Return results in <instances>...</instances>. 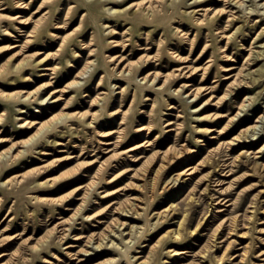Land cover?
<instances>
[{"label":"rangeland","instance_id":"rangeland-1","mask_svg":"<svg viewBox=\"0 0 264 264\" xmlns=\"http://www.w3.org/2000/svg\"><path fill=\"white\" fill-rule=\"evenodd\" d=\"M15 1L5 0L4 6L6 9L0 10V14L6 16L20 11L24 15H31L33 19H36L44 11H49L42 24L41 32L30 43L29 47L25 48L24 55L42 58L48 54L52 63H59V68L52 75L53 78L51 80L49 79L50 77L38 78L35 70L28 72L30 81H21L17 75H13L12 78L15 80L10 83L6 77H0V90L4 94L16 91L21 92L19 95H11L8 98L0 96V140H6L0 143V238H4V244L0 248V252L7 254L0 259V263L8 259L6 264H76L77 261L73 258L84 257L91 258L89 262L84 264H95L113 257V254L100 256L98 254L100 249L95 248L96 242L93 240L88 243L86 236H89L92 232L106 233L108 236L105 241L107 242L110 239L119 247L123 246V244H120L121 239L129 238L126 235L128 230H124L125 233L123 227L118 228L110 225L105 227L111 218L117 217L112 208L106 206L111 201L124 200L131 194V191L124 190V188L113 195V197L107 199L101 198L99 194H93L91 198L93 200L87 205L86 214L102 212L103 215L100 217V221L103 223L99 224L82 216L76 220L75 228L69 232L70 236L66 240L63 239L62 233L64 229L62 227L59 228L60 230L58 229L60 232H51L54 224L61 221V218H68L71 211H64L61 204L55 205L49 201H38L35 196L64 198L71 193L76 194L77 192L73 193L75 187L83 185L85 180H73L63 176V172L77 163L85 165L89 163L93 159L90 156L93 153L89 150L94 149L93 146L97 145L95 143L97 138L93 137L91 129L83 127L81 118L64 116L56 117L49 123L51 126H55L56 130L62 131V134L59 135L56 131V133L52 132L53 134L48 135L50 137L49 140L54 139L57 143L46 142L48 136H45L44 133L28 141V137L35 130L23 127L19 119L26 117L28 114L32 115L28 119L45 120L60 111L69 114L76 111H85L88 109V105L84 104L83 100L89 98H83V95L85 93L92 98L95 97L97 91L93 88L99 79H101L99 91L108 93L104 101L106 110L111 107V110H114L119 107V104H122L120 109L126 110L131 98L127 99L126 94L120 97L117 93L120 89H117V87L127 88L129 84L125 81H117L112 75L114 71L120 70L126 62H130L131 75L136 74L137 81L149 72L158 73L160 76L169 74L168 86L172 87L169 92L180 84L189 82L194 84L195 87L216 86L217 90L212 92L216 98L223 95L225 89L229 88L227 87L228 83L233 79L222 80V77L237 73L244 63L243 69L245 71L242 76L238 75V80L245 78L243 79L242 89L234 88L233 93L227 99L218 103L222 106L221 112L229 114L228 117H231L235 115L238 104L244 99L247 100V106L241 112V117L235 118V121L230 124H228L227 118H224L217 124L209 123L206 126L213 127L217 131L220 130L221 136L214 132L213 135L218 136V139L213 141L208 140V135L206 138L202 137L203 140L206 139L204 141L206 146L201 147L199 154L192 156V161H189L190 166L195 167V172L180 176V182L178 181L175 185L172 182L170 188L157 197L155 209L165 210V208H168L171 211L170 220L153 231L146 232L142 239L144 243L141 246L153 244L166 231L174 232L176 228H179L180 224V234L183 240L177 242L179 247L175 248L171 245V242L174 241L172 239L174 234L172 233L162 240V248L169 246L168 248L171 247V249H185L187 253L176 258L167 255L166 249L164 254L160 256L161 262H165V264H208L209 261L206 260H214L220 256L229 240H232L233 243L226 252L228 255L217 264H264V166L259 165V163H264V157L254 159L252 158L253 154L241 155V148L230 151L228 144L239 133L240 129L254 123L256 117L264 114V55L257 59L255 65L244 62L250 47L255 51L262 50V53H264V36L254 39L256 32L264 26V21L256 23L252 27V23L256 19H264V15L251 14L248 17L245 15L246 17L231 23L225 29H221L225 25V18H222L218 22L220 29L216 30L213 26L196 25L193 22V17L188 12L203 7L221 8L224 2L217 0H205V3L194 6L189 5L193 0H180L174 5H168L167 0H157V12L130 20L119 19L115 15L108 16L102 9V1L104 0H23L27 4V9L22 10L15 7ZM247 2L248 4L245 5ZM263 2L262 0L260 3ZM243 4L246 12L253 8L256 9L252 0H244ZM68 6H72V8L67 11ZM259 9L264 12V6ZM84 13L85 15L82 17L81 15ZM201 14L202 11H199V14H196L195 17L201 18ZM5 16H0V22L8 25L11 22ZM102 24L111 27L104 29ZM216 26L214 25V27ZM237 26H241V28L235 32ZM25 28L30 30L32 24L27 25ZM111 28L114 30L113 34L109 32ZM1 30L0 65L9 67L10 56L17 49L8 48L10 44L15 43L13 40L16 39L13 36H17V34L14 30H11L10 34L6 35ZM233 32L234 35L230 45L221 53L219 46H224L225 40L218 35L225 37ZM16 38L17 40L22 39L21 37ZM63 38L68 39L67 44L65 48L60 49L59 45ZM90 38L92 43H89L91 41ZM111 40L117 41L118 45L112 46L110 44ZM252 41L253 43L250 45ZM82 43L86 46L85 48L82 47ZM204 45H207L208 48L201 57H198ZM89 47L95 49L92 57L95 60L94 65H92L86 78L81 80V86L71 87L68 89V93H65V85L74 79L75 74L81 68ZM169 51H178L183 56H187L191 60L190 63L188 62L189 65L195 67L204 66L205 62L211 58L212 66L208 68L203 77H201V73L192 75L189 79L172 77V74L177 73L174 69L181 64L173 61ZM36 52H41V54L35 56ZM145 54L150 56V58L153 56V59L146 61ZM109 56L114 58L110 61ZM118 56H121L122 59L117 65L115 58ZM225 56L229 57V59L231 58V60H227ZM121 62L123 63L121 64ZM144 64L147 67H143ZM259 67H261V71L254 73L256 80L253 82L251 74ZM227 68L231 69L224 71ZM201 78H204L202 79L204 81L200 82ZM215 79L217 81L212 83ZM49 80L51 81V86L44 88V85L50 82ZM157 82L158 80L155 84ZM54 89L60 90L55 95H61L64 100L70 98L71 95L73 96L69 101V107L61 109L65 103L64 101L56 104L57 106L55 107L50 105L52 101H49L50 97L47 98V94ZM129 91L135 92V85H130ZM28 92L31 93V96L25 99L26 95L24 94ZM139 93L140 91H138V96L140 95ZM146 94L149 99L155 97L154 94ZM209 95L203 96L202 101L189 98L186 94L181 96L182 99L180 101L177 97H174L169 102L176 110H166L163 109V106H165L163 100L167 96L158 94V103L155 107L158 114L157 117L161 116L175 123H182L183 121L182 127L185 131L182 140L178 142L176 147L182 143L189 150L197 147L192 137H198V135L192 131L191 126H197L198 124L190 118H195L193 113L203 107V101ZM37 97L38 99H36ZM39 97L46 98V101L41 103L43 99ZM18 99L20 100L18 101ZM126 99L128 101L125 103L124 100ZM113 100H116V102H113ZM208 102L210 103V101ZM150 104L151 101H142L128 115V136L134 134L132 132L133 127L145 125L148 122L147 117H139L140 115L137 113L138 109L149 111L151 108ZM186 105L193 107L198 105L199 109L196 107V110H194L195 108L189 107L186 109V113L183 114L181 111ZM20 109H23L25 114H20ZM216 111L219 110L209 107V110L205 111V113H214ZM159 112L162 114L170 112L172 116H162L159 115ZM36 115L40 116L35 117ZM179 115L183 117L177 118L176 116ZM240 118H242L241 121H239ZM106 122L109 123L110 119L107 118ZM114 127H117V124H114ZM255 133L256 137L264 134V118L262 122L257 124ZM170 136H173V138H166V134L163 133L157 120L156 130L149 139L152 142L154 141L155 146L156 143H159L160 146L154 148L150 146L142 147L134 152L135 156L133 159L127 157L125 163L120 167L114 170L105 168L102 174L107 179L112 178L116 174L118 177L115 183L105 186L103 190L111 191L125 187L129 182H136L137 176L134 174L131 177L132 174L134 172L140 173L145 168L147 162L143 163V160L150 156L153 151H163L168 145L173 144L175 133H170ZM40 142L41 144L43 143V146L37 147ZM58 142L62 145H57ZM219 143L221 144L217 152L208 155L207 151L216 147ZM129 145H125L123 148ZM262 145H264V137L253 148L245 149L255 152ZM40 149L47 155L39 153ZM18 151L20 152L16 158L11 157L12 152ZM95 154L99 157L103 156L102 159H104L111 153L103 154L98 151ZM139 156H143V158L134 161V158ZM226 158H228L226 163L231 162V165L234 166L242 163L245 166L239 170L233 167L236 171L231 176H221L219 174L226 173L229 168L225 172H221L217 164L220 159ZM113 160L117 161L118 158L109 159V161ZM38 167H41L40 170L37 169ZM178 172L175 169L173 174ZM20 174H26L25 178L21 179ZM246 174H251V177L244 181L243 178ZM55 176H57V180L37 187L36 179L43 182ZM7 180L9 181L6 182ZM217 181L221 184H218ZM74 197L76 198L77 196ZM75 198L71 199L72 204L68 203L70 208H74L79 204L78 200H74ZM218 198L224 199V201L229 200V202L222 204L224 202L222 201L216 204ZM94 201L99 204L95 205ZM218 209L223 211L218 212ZM251 212H254V215L249 219V215L253 214ZM235 215L237 217L234 223L238 225L236 230L228 235L226 226H221L216 233V244L212 245L213 242L210 240L214 227L224 218H231ZM133 223L137 226L142 224V222ZM106 230L108 232L112 230V232L108 234ZM119 231L124 233L120 235ZM243 232H246V234L243 237H238ZM73 235L80 236V239L73 240ZM36 241L38 247L36 250L31 251L29 247L34 245ZM70 244L74 247L66 249ZM245 245L248 253L246 254V259L240 261L241 248L245 247ZM84 250L90 253H85ZM136 251H143V253H134V255L146 254L148 247H138ZM201 256H204V258Z\"/></svg>","mask_w":264,"mask_h":264},{"label":"bare ground","instance_id":"bare-ground-1","mask_svg":"<svg viewBox=\"0 0 264 264\" xmlns=\"http://www.w3.org/2000/svg\"><path fill=\"white\" fill-rule=\"evenodd\" d=\"M87 1V0H84ZM168 5H174L178 3L180 0H167ZM224 2L223 6L221 8H210V7H203L197 10H191L188 12L193 17V22L196 25H205V26H213L214 29L218 30L220 29L218 27V22L222 20V18H225L224 23L225 25L222 26L221 29H225L228 25H230L233 22L240 21L242 17H248L249 15H264V12H261L259 8H262L264 6V2L260 3L262 0H252L254 7L256 9H251L250 11L246 12V10L243 8V6L247 5L248 2L244 5V0H217ZM264 1V0H263ZM102 9L104 12L108 15H115L119 19H136V18H142L148 15L149 13H155L158 11V7L156 6L157 0H104L102 1ZM205 3V0H193L189 5H197ZM5 0H0V10L6 9L4 6ZM15 4L18 9H27V4L23 0H16ZM109 6V7H108ZM253 6V5H252ZM72 6H68L67 11L70 10ZM247 8V7H246ZM249 8V7H248ZM236 9V10H234ZM37 11V10H36ZM34 11V12H36ZM199 11H202L201 18L195 17L196 14H199ZM33 12V13H34ZM48 10L44 11L40 17L33 19L31 15H24L22 12L18 11L15 12L12 15H3L0 14V16H5L8 21L11 23L7 24H1L0 22V29H2V33L4 34H10L11 30H14V32L17 34L15 37L16 40L14 44H10L8 49H17L14 51V53L10 56V60L8 62V66L6 65H0V77H6L10 83H12L15 79H13V75H17V77L21 81H30L29 77V71L35 70L37 77H50L51 80L53 78L52 75L55 74L56 70L59 68V63H52L49 59V55L46 54L42 58L32 57L28 55H24L25 48L29 47L30 43H32L36 36L41 32L42 24L44 20L46 19V16L48 15ZM85 15L82 14L83 17ZM150 15V14H149ZM246 15V16H245ZM264 21V19L259 18L256 19L255 22L252 23V27L256 25V23H261ZM244 23V21H242ZM32 24V28L30 30H27L25 27L27 25ZM214 25H217L214 27ZM111 26H108L106 24H102V28L108 29ZM241 26H237L235 29V32H237ZM177 31V29H176ZM111 34L114 33V30L111 28L109 31ZM220 32V31H218ZM217 32V33H218ZM181 35H183L181 33ZM234 35V32L223 37L222 35H218L219 37L223 38L225 40L224 46H219V49H221V53L226 49L227 46L230 45V41ZM264 36V26L260 28L258 32L255 34V38H260ZM16 37H21V40H17ZM23 40V41H22ZM67 38H63L61 40V43L59 45L60 49H63L66 47L67 44ZM90 42L92 43V39L90 38ZM253 41L250 45H252ZM110 44L112 46H117V41H110ZM82 47L85 48L86 46L84 43H82ZM183 48V47H182ZM207 45H204L203 50L199 54L198 57H201L203 53H205L207 49ZM148 49V48H146ZM95 49L89 47L87 49V56L84 59V62L81 66V68L77 71V73L74 76V79L70 81L67 85L64 87V92L68 93V89L71 87H79L82 85L81 80H84L86 78V75L89 73L92 65H94V59L92 58L94 56ZM36 55H40L41 52H36ZM75 55L76 52H74ZM169 55L173 59V61L179 62L181 65L174 70L177 73L172 74V77L179 78V79H189V77H192V75H198L201 73V77L204 76V73L207 72L208 68L212 66V59H208L204 66L195 67L193 65H189L191 62L190 59H188L187 56H183L178 51H169ZM264 53L261 51H255L252 47L248 49L247 56L244 60L245 63L248 62L250 65H255L257 63V59L260 56H263ZM224 56V55H223ZM146 57V61H150L153 59V56L150 58L148 55H144ZM227 60L229 57L225 56ZM110 61L114 57H108ZM121 56H118L115 58L116 64L118 65L121 61ZM200 59V58H199ZM233 61V60H232ZM189 62V63H188ZM123 62H121L122 64ZM188 63V64H187ZM144 64L143 67H147ZM244 63L242 66L238 69L237 73L231 75V76H224L222 77V80H229L233 78L227 85V89H225V92L223 95L219 98H216L213 95V91L217 90L215 88L216 86H209V87H195L194 84H191L189 82H184L180 84L177 88H174L171 92H169L172 87L168 86V81L170 79L169 74H165L164 76H160L158 73L149 72L141 77L139 81H137V75H131V63L126 62L118 71H114L112 77L116 78V80L125 81L128 85V87H120L118 86L117 89H120L117 93L120 95V97L124 96L126 94V98H131L129 101V106L126 110L120 109L122 104H119V107H117L114 110H111V108L107 109L105 108L104 101L106 100V97L108 96V93H104L102 91H99L101 87V79L95 84L94 88L97 93L95 97L88 96V94L83 95V98H89L86 100H83L84 104L88 105V109L85 111H76L73 113H54L49 119L45 120H37L36 118L28 119V117H31L32 115H26V117H21L19 120L21 121V125L25 127L26 129H34V133L28 137V141H31L38 137L40 134L44 133L45 136H48L52 132L57 134H62V131L56 130L55 126H51L49 123L52 119H55L56 117H77L82 119V125L84 128L91 129L93 133V137L97 138L96 146H93L92 143H90L91 146H93L94 149L89 150L93 154L90 156L93 157V159L85 164L77 163L67 169L64 170L63 176H66L68 178H71L73 180H81L84 179L85 182H83V185H78L75 187L74 192H77L76 194H70L67 197L64 198H58V197H38L35 196V198L38 201L42 202H50L52 204H61L64 211H71V214L68 218H61V221H58L54 226L52 227V233L60 232L59 228L62 227L63 230V239L66 240L70 236V231L75 228L76 220L80 219L82 216L87 217L90 219V221H95L97 223H103L100 221V217L103 215L102 212H95L93 214H86L87 213V205L91 202V199L93 197V194L101 195L100 197L103 199H107L109 197H113V195L117 194L120 190L124 188V190L131 191V194L128 195L124 200L121 201H111L106 207L112 208V211H114L117 214V217L111 218L108 224L105 227L115 226V227H123L124 230H128L126 235L129 236L128 239H121L120 244H123L122 247H119L114 241L108 240L107 242L105 239L107 238L106 233L101 232H92L89 234V236H86L88 239V243L91 241L96 242V249H100L98 254L105 255V254H113V257L105 259L103 261H99L95 264H165V262H161L160 256L164 254V250H166L167 255L171 257L179 258L181 255H184L187 253L185 249H175L176 247H179L178 241H182V235L180 234V224L179 228H176L174 232L166 231L165 234L159 237V239L154 242L151 245H144L141 246L144 241L142 239L146 235V232L153 231L155 228L160 227V225H164V223H167L171 216V211L168 210V208H165V210H156L155 209V203H157V197L166 189L170 188V184L172 182L175 185L180 182V176H186L189 174H192L195 172V167L190 166V162L192 161L191 157L195 154H199V150L201 147H205L206 143L202 139V137H205L208 135L209 141H213L215 139H218V136L213 135L214 132H216L217 135L221 136L220 130L217 131L213 127H206L209 123L217 124L220 122L221 119L227 118L228 124L235 121V118L241 117V112L244 110V108L247 106L246 101L242 100L238 106L237 111L235 115L228 117L229 114L222 113V106L218 103L221 100L227 99V97L233 93L234 88L242 89L243 85V79L238 80V75L242 76L245 69H243ZM262 67V66H261ZM261 67L255 69L253 74H251L252 81L255 82L254 73L260 72ZM141 68V67H140ZM113 69V68H112ZM231 68H227L224 71H228ZM249 70V69H248ZM253 71V70H252ZM248 73V72H247ZM251 73V72H249ZM28 75V76H27ZM246 75V74H245ZM244 75V76H245ZM247 76V75H246ZM102 77V76H101ZM204 78H201V81ZM49 80V81H50ZM158 80L157 84L155 82ZM217 80H213L212 83L216 82ZM247 83V82H245ZM130 85H135L136 91H140V95L138 96V91L136 92H130L129 87ZM51 81L47 82V84L44 85V88L50 87ZM115 86V85H114ZM43 87V86H42ZM43 89V88H42ZM113 90V89H112ZM60 90L54 89L48 92L47 98H49V101H52L53 107L57 106L56 104L60 103L61 101H64V105L62 106V110L69 107V101L73 97L72 95L67 100H64L61 98V95L56 96L55 93L59 92ZM63 92V93H64ZM112 93V92H111ZM146 93L154 94L155 97L153 99H149L147 97ZM19 95L21 94L20 91L11 92V93H3L0 90V96L4 97H10L11 95ZM158 94L166 95L167 97L163 100L165 102V106H163V109L166 110H173L176 108L170 104V100L174 99V97H177L180 101L182 99V95L186 94L189 96V98L197 99V100H203V96H206L208 94L209 97L203 101V107L199 109L198 105L193 107L186 105L183 107V110L181 111L183 114L186 113V109L191 107H196L199 109L195 111L193 114L195 118L193 119L198 125L197 126H191L192 131L198 135V137H192L194 139V143L197 145L195 149L189 150L185 147V144L182 143L180 146L176 145L178 142L182 140V136L184 133V128L182 127V123H175L171 122L169 119H164L161 116L157 117L156 113V105L158 103ZM25 96V99L29 98L31 96V93L28 92ZM23 96V95H22ZM42 98V97H39ZM38 99V97L36 98ZM43 99V98H42ZM41 99V100H42ZM124 100L126 103L128 100ZM20 99H18L19 101ZM46 101V98L41 101V103H44ZM142 101H151L150 104V110L144 111L138 109V115L139 117H147L148 122L145 125L135 126L132 129V136H128V115L132 113L133 108L136 107L139 103ZM210 101V103L208 102ZM113 102H116V100H113ZM33 103V102H32ZM22 105V104H21ZM249 105V103H248ZM111 106V105H110ZM116 106V105H115ZM114 107V105H113ZM209 107H213L214 109H217L219 111H216L214 113H205V111L209 110ZM97 108V109H95ZM20 114H25V111L23 109H20ZM39 113V112H38ZM159 115L162 116H172L170 112H166L162 114L159 112ZM40 115H36L35 117H39ZM104 116V118H103ZM110 119V122L107 123V118ZM177 118H182V115L176 116ZM264 118V114L259 115L255 118L254 123L246 125L242 129H240L239 133L234 136L229 142V150L234 151L236 148H241V155L245 154H253L252 158L257 159L259 157H264V145L257 148L255 152L249 151L250 149L245 148H253L258 142L262 140L264 137V134H261L259 137L255 136V132L257 130V124L259 122H262ZM242 118L239 119L241 121ZM158 120L160 127L162 128L163 133L166 134V138L172 139L173 136H170V133H175L174 142L171 145H168L165 150H155L151 153L150 156L146 157L143 160V163L147 162V165L140 173H133L131 177L134 176V174L137 176L136 182H129L125 185V187L117 188L115 190L111 191H105L103 190L105 186L111 185L117 181L118 175H114L112 178L107 179L102 173L105 168H108L110 170H114L115 168L120 167L125 163V161L128 158H132L135 156L134 152L138 151L142 147L150 146L152 148L160 146L159 143L152 142L149 137L153 134V132L156 130V121ZM114 124H117V127H114ZM113 127V128H112ZM75 129V128H74ZM56 131V132H55ZM1 133V132H0ZM53 134V133H52ZM46 138V142L50 143H57L54 139L49 140ZM142 142H140V140ZM252 139V140H251ZM6 141L5 139H1L0 143ZM130 144V145H129ZM221 143H219L216 147L208 150L207 154L212 155L213 153H216L218 150V147ZM57 145H62L58 142ZM125 145H129L126 148ZM43 143L37 144V147H42ZM106 146V147H104ZM111 146V147H110ZM206 149V148H203ZM100 151L103 154H109L106 158L102 159L103 156H97L95 154L96 152ZM18 152H12L11 157L16 158V156L19 154ZM42 155H47V153L42 152V149L38 151ZM70 158V157H69ZM110 158H118L117 161H109ZM143 156H139L137 158H134V161H137L138 159H142ZM152 158V159H151ZM102 159V160H101ZM137 159V160H136ZM228 158L226 159H220L219 163L217 164V167H220L219 169L221 172L226 173H220L221 176H231L233 173H235L236 168L237 170L243 168L245 165L240 163L237 166L231 165V162L226 163ZM110 162V163H109ZM258 164V162H256ZM96 165V167H94ZM260 166H264V163H259ZM92 166V167H90ZM232 166V167H230ZM46 167V166H45ZM234 167V168H233ZM41 167H38L37 169L40 170ZM179 171L177 174H173L175 171ZM125 172V171H124ZM26 174H20V178L24 179ZM251 177V174H246L244 176V181L249 179ZM136 179V178H135ZM57 180V176L48 178L47 180L40 182L38 179L35 180L37 187L47 185L50 182H53ZM7 180L6 182H8ZM218 184L220 183L217 181ZM184 183V182H182ZM221 184V183H220ZM230 186V185H229ZM173 187V186H172ZM101 190V191H100ZM99 191V192H98ZM98 192V193H97ZM190 192V190H189ZM74 196H77L76 198ZM78 200L79 204L74 207L70 208V205L68 203L72 204V200ZM72 199V200H71ZM224 201V199L217 200L216 204L221 203ZM95 202V203H94ZM93 203L99 204L97 201H94ZM225 202H229V200H225L222 204H225ZM251 207V206H250ZM253 207V206H252ZM111 210V209H110ZM168 210V211H167ZM218 212H222V209H218ZM67 213V212H66ZM251 216L249 215V219L254 215V212ZM237 215L231 217V218H224L220 221V223L214 227L212 230V245L216 244L217 239V232L218 229L221 228V226H226L228 230V235L231 234L233 231L236 230L238 225H235V218ZM130 219V221H128ZM154 221V222H152ZM132 222H142L141 225L137 226L135 223L132 224ZM152 222V223H151ZM176 224V223H175ZM178 224V223H177ZM59 229V230H58ZM110 229V228H109ZM121 229V228H120ZM119 229V230H120ZM115 230V229H114ZM118 230V229H117ZM107 231V230H106ZM119 231L120 235H122L124 232ZM111 231H107L108 234H110ZM116 232V231H114ZM247 232V231H246ZM246 232H243L238 237H243ZM172 235V239L174 241L171 242V245L175 248L171 249L166 247L162 248V240L167 238L170 234ZM58 234V233H57ZM115 234V233H114ZM113 234V235H114ZM59 235V234H58ZM119 235V234H118ZM73 240L80 239V236L73 235ZM127 236V237H128ZM119 237V236H118ZM116 239V238H115ZM137 239V240H136ZM114 240V239H113ZM119 240V239H118ZM237 240V239H234ZM4 238H0V248L4 244ZM87 241V240H86ZM167 241V240H166ZM43 242V241H42ZM111 242V243H109ZM236 242V241H235ZM233 241L229 240L227 242V245L225 246L222 254L218 257H216L214 260H206L209 261L208 264H217L220 261H223L224 258L228 255L226 252L230 246H232ZM169 244V243H168ZM38 247V243L34 245H31L29 248L30 250H36ZM74 247L71 244L66 247V249ZM138 247H148V251L146 254L142 255H134V253H143V251L139 252L136 251V248ZM218 248V247H217ZM94 249V248H93ZM242 253L240 257V261L246 259V254L248 253L247 247L241 248ZM88 250V249H87ZM84 250L85 253L88 251ZM95 250V249H94ZM98 251V250H97ZM159 252V253H158ZM189 252V251H188ZM90 253V252H88ZM4 254L0 252V259L4 257ZM11 255H13L11 253ZM82 255V254H81ZM85 255V254H84ZM97 256V254H95ZM87 256V254H86ZM94 256V255H93ZM238 256V255H237ZM204 258V256H201ZM230 257V256H228ZM12 258V257H11ZM76 259V264H84L86 262H89L91 258H73ZM264 260V259H263ZM239 261V262H240ZM8 263V259H6L3 263L0 264H6ZM46 263V262H45ZM242 263V262H240ZM191 264V263H190ZM192 264H198V263H192ZM222 264V263H221Z\"/></svg>","mask_w":264,"mask_h":264}]
</instances>
